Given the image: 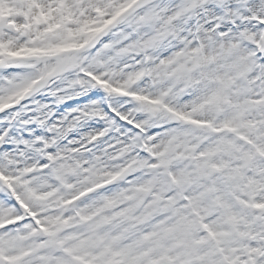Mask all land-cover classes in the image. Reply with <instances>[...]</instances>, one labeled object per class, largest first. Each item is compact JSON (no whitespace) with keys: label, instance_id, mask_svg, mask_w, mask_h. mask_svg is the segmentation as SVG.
I'll return each instance as SVG.
<instances>
[{"label":"snow or ice","instance_id":"snow-or-ice-1","mask_svg":"<svg viewBox=\"0 0 264 264\" xmlns=\"http://www.w3.org/2000/svg\"><path fill=\"white\" fill-rule=\"evenodd\" d=\"M0 264H264V0H0Z\"/></svg>","mask_w":264,"mask_h":264}]
</instances>
